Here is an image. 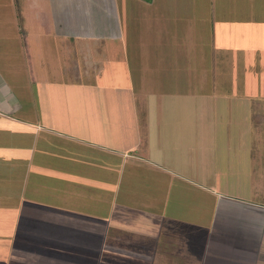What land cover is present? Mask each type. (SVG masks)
Segmentation results:
<instances>
[{"label":"crops","instance_id":"obj_1","mask_svg":"<svg viewBox=\"0 0 264 264\" xmlns=\"http://www.w3.org/2000/svg\"><path fill=\"white\" fill-rule=\"evenodd\" d=\"M16 1L27 31L21 70L0 60V264H264V160L241 133L261 131L264 110L241 136L230 109L219 125L206 109L145 104L142 116L137 86L158 74L135 68L142 56L123 39L130 0H72L75 31L72 2ZM98 10L109 11L99 30ZM161 10L149 27H163ZM260 44L244 46L259 58ZM256 69L247 80L264 84V61Z\"/></svg>","mask_w":264,"mask_h":264},{"label":"rangeland","instance_id":"obj_2","mask_svg":"<svg viewBox=\"0 0 264 264\" xmlns=\"http://www.w3.org/2000/svg\"><path fill=\"white\" fill-rule=\"evenodd\" d=\"M12 1L17 2L0 0V60L4 63L15 62L17 71L22 65L21 47L27 27L22 19L20 5ZM212 1L217 0H153L152 5L143 0L128 1L125 9L128 15L124 16V21H120V27H125L123 39H126V33L129 36L131 34L129 39L135 40L138 53L142 56L135 68L143 71L142 66L148 64L153 66V73L158 74L151 84H138L137 93L141 96L136 107L145 116V104L152 105L158 112L171 109V115L178 114V111L181 115H189L206 109L209 118L211 116L212 120L218 121L215 125L222 124L218 117L220 111L222 114L226 111L224 109H230L233 111L231 125L238 130L236 133L234 129V133L241 136L240 128L248 125L252 127L253 113L261 115L264 110V84L251 83L246 78V73L256 71L264 61V51H260L257 58L253 56L252 46L247 49L244 46L248 40H253L264 47V35L257 29L261 20H264V14L256 16L254 0H229L228 4L217 2L215 10L212 9ZM55 2L60 4L63 1ZM91 2L90 7H93L98 1ZM68 6L75 9V12L65 14V17L72 18L68 23L70 30L75 31L82 19L79 15L81 12L74 7L73 2ZM260 7L264 10V3ZM224 8L227 20L222 15ZM161 9L165 14L163 27H149L151 18L148 12H161ZM108 12L98 10L92 13L90 21H94L96 29L101 26L100 22ZM56 14L55 23L62 29L63 22L57 23L56 17H63ZM224 36H227L230 46L223 44ZM3 71H11V75L14 70L9 65ZM149 94L153 96L152 99L145 101V95ZM176 95L179 97H173ZM224 97L227 101H224ZM241 114L249 116L245 124L241 123ZM252 131H241L242 137L247 139V146L249 144V148L243 149V152L247 151L249 157L254 159L262 154L263 161L264 128ZM238 149L241 148H233L234 157L236 151H240ZM262 161L258 164L260 173Z\"/></svg>","mask_w":264,"mask_h":264}]
</instances>
